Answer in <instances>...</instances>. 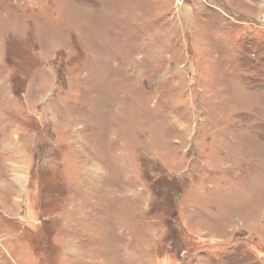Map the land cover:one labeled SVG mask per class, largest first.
<instances>
[{
	"label": "rangeland",
	"instance_id": "rangeland-1",
	"mask_svg": "<svg viewBox=\"0 0 264 264\" xmlns=\"http://www.w3.org/2000/svg\"><path fill=\"white\" fill-rule=\"evenodd\" d=\"M0 264H264V0H0Z\"/></svg>",
	"mask_w": 264,
	"mask_h": 264
}]
</instances>
